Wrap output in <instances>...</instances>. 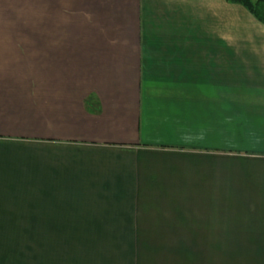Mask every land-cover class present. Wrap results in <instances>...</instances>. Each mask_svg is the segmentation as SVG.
<instances>
[{"label":"crops","instance_id":"obj_1","mask_svg":"<svg viewBox=\"0 0 264 264\" xmlns=\"http://www.w3.org/2000/svg\"><path fill=\"white\" fill-rule=\"evenodd\" d=\"M140 213H182V264H264V23L0 0V264H171Z\"/></svg>","mask_w":264,"mask_h":264},{"label":"rangeland","instance_id":"obj_2","mask_svg":"<svg viewBox=\"0 0 264 264\" xmlns=\"http://www.w3.org/2000/svg\"><path fill=\"white\" fill-rule=\"evenodd\" d=\"M139 215L140 234L151 237L156 247L155 252L162 253V256L168 255L171 264H182V213H140Z\"/></svg>","mask_w":264,"mask_h":264},{"label":"trees","instance_id":"obj_3","mask_svg":"<svg viewBox=\"0 0 264 264\" xmlns=\"http://www.w3.org/2000/svg\"><path fill=\"white\" fill-rule=\"evenodd\" d=\"M245 6L260 22L264 23V0H228Z\"/></svg>","mask_w":264,"mask_h":264}]
</instances>
